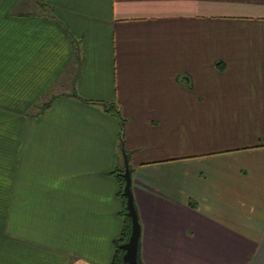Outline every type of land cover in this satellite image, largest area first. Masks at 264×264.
I'll return each instance as SVG.
<instances>
[{
  "label": "crops",
  "instance_id": "obj_1",
  "mask_svg": "<svg viewBox=\"0 0 264 264\" xmlns=\"http://www.w3.org/2000/svg\"><path fill=\"white\" fill-rule=\"evenodd\" d=\"M121 149L140 264H264V0H0V264H110Z\"/></svg>",
  "mask_w": 264,
  "mask_h": 264
},
{
  "label": "water",
  "instance_id": "obj_2",
  "mask_svg": "<svg viewBox=\"0 0 264 264\" xmlns=\"http://www.w3.org/2000/svg\"><path fill=\"white\" fill-rule=\"evenodd\" d=\"M121 145V144H120ZM123 171L121 178L123 180L122 195L124 197V207L126 216L129 220V231L127 239L124 243L120 244L122 251L121 264H137L136 254L138 239L140 235V226L137 220L136 211L132 202V196L130 192V174L126 161V154L121 149Z\"/></svg>",
  "mask_w": 264,
  "mask_h": 264
},
{
  "label": "trees",
  "instance_id": "obj_3",
  "mask_svg": "<svg viewBox=\"0 0 264 264\" xmlns=\"http://www.w3.org/2000/svg\"><path fill=\"white\" fill-rule=\"evenodd\" d=\"M39 8H40V6H39ZM41 9H43V7ZM75 60L78 61V58L76 57ZM217 65L219 66L220 64H217ZM70 97L79 99L74 94H70ZM50 100L45 102V103H43V104H41L39 106V111L44 110L49 105ZM107 111L109 113H111L113 116H117L118 115L116 109L113 106H111V105L108 106ZM117 121L119 123L120 134H122V131H123V120H121L120 118L117 117ZM121 174H122V169L120 171L115 170L114 172L111 173V175L116 179V181L118 183V189H119L118 190V197H119L120 202H121V211H120L119 216H121V218H122V229H121V231L119 233V236L115 240H113V242H112L113 255H112L110 264H121L122 251L120 249V244H122V243H124L126 241L127 236H128V231H129V220H128L127 216H126V211H125V207H124V201L125 200H124V197H123L122 191H121L122 190V186H123V180L121 178ZM136 261H137V264H140L139 255H138V246H137Z\"/></svg>",
  "mask_w": 264,
  "mask_h": 264
},
{
  "label": "rangeland",
  "instance_id": "obj_4",
  "mask_svg": "<svg viewBox=\"0 0 264 264\" xmlns=\"http://www.w3.org/2000/svg\"><path fill=\"white\" fill-rule=\"evenodd\" d=\"M34 12H35V10H34ZM36 110L39 111V106H36ZM37 111H36V112H37Z\"/></svg>",
  "mask_w": 264,
  "mask_h": 264
}]
</instances>
